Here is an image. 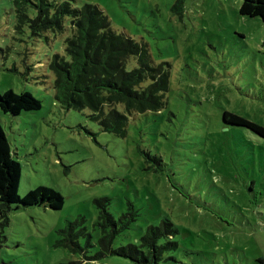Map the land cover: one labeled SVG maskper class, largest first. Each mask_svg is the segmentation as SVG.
Here are the masks:
<instances>
[{
	"label": "rangeland",
	"instance_id": "1",
	"mask_svg": "<svg viewBox=\"0 0 264 264\" xmlns=\"http://www.w3.org/2000/svg\"><path fill=\"white\" fill-rule=\"evenodd\" d=\"M71 2L97 5L114 31L168 64L166 105L133 113L125 137L102 131L87 108L63 109L47 63L64 53L69 32L48 40L17 33L12 0H0V92L26 90L41 101L18 115L0 109L21 164L18 194L46 185L64 198L59 209L10 205L7 223L0 220V264H138L86 258L98 249L99 197L109 198L115 218L128 203L139 213L114 245L172 222L178 245L160 264H264V138L222 117L230 111L264 126V21L241 15L242 0ZM80 215L92 245L80 237L84 252L71 253L56 245L58 230Z\"/></svg>",
	"mask_w": 264,
	"mask_h": 264
},
{
	"label": "trees",
	"instance_id": "2",
	"mask_svg": "<svg viewBox=\"0 0 264 264\" xmlns=\"http://www.w3.org/2000/svg\"><path fill=\"white\" fill-rule=\"evenodd\" d=\"M180 0H177V3ZM176 3V4H177ZM183 3V2H182ZM15 14L14 30L28 28L31 37H45L68 31L64 39V53H53L48 69L53 74L55 101L63 109L90 110L89 119L102 131L116 137H125L129 117L133 113L160 112L166 105L169 89L166 62L156 63L145 43L114 31L105 12L93 3L72 5L71 0H12ZM175 4V5H176ZM177 6V5H176ZM239 13L259 17L264 21V0H242ZM135 63L129 66L131 61ZM122 107L123 111L119 109ZM41 108V101L31 92H0V109L18 115L23 111ZM225 123L238 125L264 138V126L236 113L223 111ZM147 157L160 161L158 157ZM21 164L13 156L6 133L0 124V220L8 221L11 204L62 207L64 198L54 188L39 185L23 197L18 194ZM98 214V249L89 260L107 255L125 257L138 264H160L177 247L173 241L175 229L164 218L158 224L148 225L135 241L114 245L117 237L125 235L139 213L128 203L129 210L115 218L109 211V198L94 200ZM83 215L67 220L58 230L56 245L71 253L81 252L80 237L91 244V233Z\"/></svg>",
	"mask_w": 264,
	"mask_h": 264
}]
</instances>
